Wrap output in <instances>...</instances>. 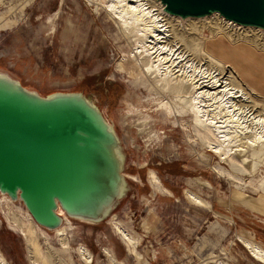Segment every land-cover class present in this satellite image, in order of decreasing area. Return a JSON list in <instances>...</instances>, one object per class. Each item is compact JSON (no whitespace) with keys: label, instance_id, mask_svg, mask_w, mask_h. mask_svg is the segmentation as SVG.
Returning a JSON list of instances; mask_svg holds the SVG:
<instances>
[{"label":"rangeland","instance_id":"374dc122","mask_svg":"<svg viewBox=\"0 0 264 264\" xmlns=\"http://www.w3.org/2000/svg\"><path fill=\"white\" fill-rule=\"evenodd\" d=\"M106 2L0 0V72L42 97L82 93L92 101L118 137L125 188L98 223L70 219L61 236L35 224L20 201L4 200L2 255L8 264H85L77 252L83 247L91 255L90 264H263L238 237L264 251V167L254 176L234 172L210 152L207 138L195 132L189 115L166 117L156 110L158 101L169 97L144 82L136 67L131 75L122 64L135 51V37L119 29L105 12ZM207 18L181 24L166 19L175 26V42L195 60L205 56L194 49L207 48L228 72L234 50L264 54V33ZM44 24L51 29L36 40L33 31ZM242 86L253 98V110L264 111V97ZM127 99L134 107L142 105L150 124L127 113ZM236 155L243 160V153ZM186 191L206 204L193 205ZM115 223L127 233L135 231L133 246H127Z\"/></svg>","mask_w":264,"mask_h":264},{"label":"water","instance_id":"95a60500","mask_svg":"<svg viewBox=\"0 0 264 264\" xmlns=\"http://www.w3.org/2000/svg\"><path fill=\"white\" fill-rule=\"evenodd\" d=\"M159 2L180 19L217 14L264 31V0ZM122 163L117 135L82 93L42 97L0 74V196L20 201L35 224L98 223L124 192Z\"/></svg>","mask_w":264,"mask_h":264},{"label":"bare ground","instance_id":"6f19581e","mask_svg":"<svg viewBox=\"0 0 264 264\" xmlns=\"http://www.w3.org/2000/svg\"><path fill=\"white\" fill-rule=\"evenodd\" d=\"M156 1L154 4L148 0H107L105 3V12L115 21L125 36L135 37V51L128 55V59L123 57L122 64L126 63L125 66L130 68L128 71L131 75L136 67L143 74L144 82H151L152 88L169 97L166 101H158L156 110L161 111L164 116L189 115L195 132L197 131L207 138L206 144L210 152L217 154L220 161L228 165L234 172L243 175L253 174L259 170V167H264V111L253 110V98L242 86L234 69L231 68L232 71L226 72L227 66L217 60L210 54V50L204 47L194 49L205 56L201 61L189 56L180 48L181 45L179 46L175 42L174 37L176 36L173 35L176 31L175 26L166 22L167 19L181 24L182 21H202L204 19L182 20L179 17L168 15L163 11L159 0ZM208 18H217L234 29L264 33L256 28L241 27L224 20L217 14ZM49 21L51 22V19L47 20V23ZM47 29H50L48 24L39 25L35 32L42 33ZM180 42H184L182 37ZM212 64H215L216 68H213ZM0 74L7 75L2 72ZM136 98L138 99V97ZM128 101L127 99V113L137 114L141 116V119H144L146 124H150L148 114H144L141 110L142 105L138 104L139 106L134 107ZM91 103L94 105L92 101ZM150 115L152 114L150 113ZM108 125L114 131L113 125L109 122ZM156 136L159 137V134ZM211 136L214 137L213 143L209 141ZM242 153L243 160H237L236 154ZM245 167H249L250 170ZM260 188L264 190V181ZM185 195L193 205L202 207L206 204L199 196L190 191H186ZM4 200L13 204V201L8 197L1 195L0 207ZM26 213L30 217L27 211ZM58 213L62 215L61 211ZM68 225H70V218L64 216L63 225L54 232L61 236L64 232L62 229ZM114 229L121 234L123 240L127 242V246L134 245V238L131 236L135 234L133 229H131V233H127L120 223H115ZM21 233L26 236L24 231ZM238 238L249 250L250 255L264 264L263 249L252 240L240 236ZM77 252L85 264L91 263V255L86 249L79 247ZM104 253L115 263L109 252L105 251ZM0 264H8L1 251Z\"/></svg>","mask_w":264,"mask_h":264},{"label":"crops","instance_id":"0c3cea01","mask_svg":"<svg viewBox=\"0 0 264 264\" xmlns=\"http://www.w3.org/2000/svg\"><path fill=\"white\" fill-rule=\"evenodd\" d=\"M33 35L36 40L42 39L39 32L33 31ZM232 53H237V55L228 60V64L235 70L239 80L251 91L264 97V54L243 47L234 50ZM223 61L225 60L223 59Z\"/></svg>","mask_w":264,"mask_h":264},{"label":"built area","instance_id":"2783aa9c","mask_svg":"<svg viewBox=\"0 0 264 264\" xmlns=\"http://www.w3.org/2000/svg\"><path fill=\"white\" fill-rule=\"evenodd\" d=\"M259 30V29H258ZM260 31H263V30H260ZM264 32V31H263Z\"/></svg>","mask_w":264,"mask_h":264}]
</instances>
